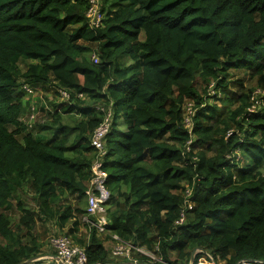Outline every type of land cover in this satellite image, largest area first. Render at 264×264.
<instances>
[{"label":"trees","instance_id":"trees-1","mask_svg":"<svg viewBox=\"0 0 264 264\" xmlns=\"http://www.w3.org/2000/svg\"><path fill=\"white\" fill-rule=\"evenodd\" d=\"M89 5L0 0V264L42 254L48 222L87 264L109 263L82 220L104 116L95 104L113 110L101 157L109 234L157 245L169 264H189L194 248L216 263L264 261V0H100L98 26ZM24 83L69 97L28 125ZM192 264L212 263L197 252Z\"/></svg>","mask_w":264,"mask_h":264},{"label":"built area","instance_id":"built-area-1","mask_svg":"<svg viewBox=\"0 0 264 264\" xmlns=\"http://www.w3.org/2000/svg\"><path fill=\"white\" fill-rule=\"evenodd\" d=\"M89 2L90 5L86 11V15L89 17L90 24L92 26H98L102 22L99 17V9L98 11L95 9L98 1L95 2L94 0H89ZM91 59L94 63L98 62V57L95 53L91 54ZM20 88L27 95L34 94V89L29 84L24 83ZM59 93L62 99H67L69 97L68 93L63 90H59ZM79 97H83L82 94H79ZM95 107L97 111L104 112V116L103 120L93 130L90 137V143L96 149L97 155L91 166V179L86 190V215L82 218V220L88 224L89 228L91 226L95 227L99 235H109V239L112 244L108 251L112 258H122L125 261H130L131 264H169L168 262L163 261L157 254V245L155 246V250L151 251L143 246L124 241L115 233L109 234L107 230L108 220L104 204L109 199L110 192L105 185L107 172L102 168L101 157L105 153V135L110 127L113 111L109 106L105 107L97 104ZM184 109L185 122L189 127L191 124L190 118L193 113L191 103L187 102ZM31 110H35L33 105L31 106ZM249 110L251 111L252 108H249ZM189 142L190 141H188V143ZM190 195L191 189L187 187L184 190V205L188 208L192 207V202L189 200ZM89 216H94L95 220H91ZM184 218V211L181 210L179 218L175 221V224H181L184 221ZM48 245L51 247L53 252L51 254H44L41 256V258L38 259L39 261H41L42 258L48 259L41 264H87L85 249L79 244L74 243L73 240L65 234L51 236L49 238ZM54 255H56L57 258L54 257ZM138 256H141L142 260H140ZM211 263L218 264L216 261L215 263L211 261ZM236 264H264V261L240 260Z\"/></svg>","mask_w":264,"mask_h":264},{"label":"rangeland","instance_id":"rangeland-1","mask_svg":"<svg viewBox=\"0 0 264 264\" xmlns=\"http://www.w3.org/2000/svg\"><path fill=\"white\" fill-rule=\"evenodd\" d=\"M95 2H97V7H95V9H97V11H98V9H100V0H94ZM99 13H100V11H99ZM100 19H101V21L103 20V18H104V14L103 13H100ZM90 46L91 47H94V45L93 44H90ZM93 53H95V52H93ZM96 54V53H95ZM97 55V54H96ZM20 66L22 67V68H24L25 67V62L23 61V60H21V62H20ZM237 74L238 75H244V78H243V80H244V87L246 88H254V87H256L255 86V78H251L250 76H248L247 74H244L242 71H237ZM236 90H238L237 88H234V89H232V93H235V91ZM256 92H257V95L259 96V95H262L263 93H264V91L261 89V88H257L256 90H255ZM41 92H42V94L43 95H45V96H43L44 98H43V100H44V103L46 104V107L48 108V109H53L54 107H55V105L56 106H62L63 105V99H62V97L61 96H59V95H57V94H54L53 93V91H52V88H50V89H47V90H45V89H43V88H41ZM255 92V93H256ZM52 94H53V96H52ZM37 99H38V97H37ZM258 100H254V105H258V102H257ZM44 103H43V101H41V103L39 102V100H36L32 105L35 107V110H31V107H30V111H29V113H28V116H26V117H28V119L29 120H27L26 122H28L30 125H33V123H34V125L36 124V123H38V122H42V120H45V119H47L48 117H47V114L45 113V110H44ZM97 104H95V106H96ZM54 106V107H53ZM46 108V109H47ZM254 108V106L252 107V109ZM112 110V109H111ZM113 111V110H112ZM38 113V114H37ZM36 116H37V121L35 122V120H36ZM38 116H39V118H38ZM21 119V118H20ZM22 120V119H21ZM118 121H121V118H119L118 119ZM32 196H31V194H26L25 195V199H26V201L33 207V208H35V205H34V202H33V200H32V198H31ZM55 223H53V222H48V223H46V224H44V227L42 228H40V231H43V233L45 234V240H44V242H45V244H46V242L48 243L49 242V237L51 236V235H59V234H65L63 231H61V230H59L57 227L58 226H55L54 225ZM151 251H153V250H151ZM220 262V264H225L224 263V261H219ZM219 262H218V264H219Z\"/></svg>","mask_w":264,"mask_h":264},{"label":"crops","instance_id":"crops-1","mask_svg":"<svg viewBox=\"0 0 264 264\" xmlns=\"http://www.w3.org/2000/svg\"><path fill=\"white\" fill-rule=\"evenodd\" d=\"M32 86V85H31ZM33 87V89H34V94L33 95H27V94H25L24 93V95H25V98H24V111L21 113V115H20V118L25 122V123H27L28 125H30L28 122H26L27 120H29L28 119V117H26V116H28V113H29V111H30V107L32 106V104L36 101V100H39V102L41 103V101H43V103H44V100H43V96H45V95H43L42 94V92H41V88H43V89H45V90H47V88H45L42 84H37V85H33L32 86ZM37 97H38V99H37ZM44 109H46L47 107H46V104L44 103V107H43ZM48 109V108H47ZM38 114V113H37ZM38 118H39V116H38ZM38 119H37V116H36V120H35V122L37 121ZM34 124V123H33ZM120 127H122V126H120ZM83 229V228H82ZM84 230V229H83ZM105 235V234H104ZM104 235H101V237H102V239H103V241H104V245H105V247L107 248V251H108V249L110 248V246H111V244H112V242L110 241V239L109 238H105V236ZM43 253L42 254H39V255H44V254H51L52 252H53V250L51 249V247L49 246V245H46L43 249ZM108 257H109V259H110V261H109V264H126V262L127 261H125L124 259H122V258H112L110 255H109V251H108ZM46 260H48V259H45V258H42V260L41 261H39V260H36V261H34L33 262V264H41V263H43L44 261H46ZM30 264V263H29Z\"/></svg>","mask_w":264,"mask_h":264},{"label":"water","instance_id":"water-1","mask_svg":"<svg viewBox=\"0 0 264 264\" xmlns=\"http://www.w3.org/2000/svg\"><path fill=\"white\" fill-rule=\"evenodd\" d=\"M197 252H203L204 254H206V255L210 258V260H211L213 263H215V259L212 258V257L208 254V252H207L206 250H204L203 248H194V249L192 250L191 254H190L189 264H192V263H193L194 258H195V255H196ZM41 256H43V255H36V256L30 257V258H28V259H26V260L20 261V262L17 263V264H29V263H31V262H34V261L40 259ZM54 257L57 258L56 255H54ZM95 264H99V263H95ZM126 264H131V263H130V261H127Z\"/></svg>","mask_w":264,"mask_h":264}]
</instances>
